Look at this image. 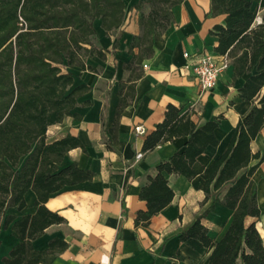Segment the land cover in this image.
Instances as JSON below:
<instances>
[{
    "label": "trees",
    "instance_id": "1",
    "mask_svg": "<svg viewBox=\"0 0 264 264\" xmlns=\"http://www.w3.org/2000/svg\"><path fill=\"white\" fill-rule=\"evenodd\" d=\"M183 2L141 0L135 6L141 33L132 39L128 52L133 58L124 66L126 80L119 84V105L108 129L110 150L119 142L123 112L135 101L144 62L154 56L155 43L164 40L175 21L173 8ZM211 12L226 16L225 25L211 31L219 38L215 51L231 59L235 79L250 74L239 92L243 100L255 106L238 122L227 150L208 167L198 158L209 146L219 145L215 132L223 118L200 125L184 107H167L164 121L145 137L142 152L150 153L175 138L186 137L187 143L184 151L159 163L156 176L147 178L140 192L147 210L137 213L135 227H149L152 219L172 204L175 192L164 173L188 180L199 176L204 180V204L212 203L181 234V240L196 239L208 248V264H264L261 234L255 222L246 224L248 218L261 217L254 176L264 163V151L254 153L251 144L264 128V15L256 24L258 10L252 0H211ZM125 16L126 0H0V232L12 226L20 240L4 264H39L44 256L69 248L67 242L54 239L47 250L37 251L33 241L49 227L66 222L46 207L50 196L68 186L92 181L95 174L76 163L61 168L71 150L85 151V147L70 134L48 141L47 133L68 117L79 118L72 111L79 105L78 99L91 91L87 85L72 89L74 76L69 69L98 72L87 65V60L107 59V51L97 44L95 21L100 19L109 34L122 27ZM23 158L26 160L21 166ZM29 190L37 196L38 210L17 220L8 212L26 207ZM216 204L233 211V219L218 241L209 236L201 222Z\"/></svg>",
    "mask_w": 264,
    "mask_h": 264
},
{
    "label": "crops",
    "instance_id": "2",
    "mask_svg": "<svg viewBox=\"0 0 264 264\" xmlns=\"http://www.w3.org/2000/svg\"><path fill=\"white\" fill-rule=\"evenodd\" d=\"M141 0H126V16L121 28L106 34L102 21L94 23L97 44L107 51V59L89 58L87 65L98 72L70 68L74 76L72 89L81 85L91 91L78 99L72 111L77 117H68L62 124L49 128L48 141H56L70 134L85 147L71 150L61 168L74 163L82 170L95 174L92 181L68 186L52 194L46 207L61 215L66 222L49 227L33 241L37 251H45L54 239L69 244L64 252L46 255L39 264H208L211 251L200 241L181 240V234L211 206L204 204V180H193L164 173L175 192L172 204L155 216L149 227L136 228V215L147 210L140 199V192L149 176L158 174L161 161L185 149L187 138H175L158 146L150 153H143L145 137L165 119L167 107H184L192 113L197 124L222 117L215 134L220 143L209 146L198 158L208 167L227 150L238 122L248 115L255 103L243 100L240 89L250 74L234 78V67L225 72L212 90L201 93L193 65L206 51H215L219 38L211 33L217 25H225V15L214 16L211 0H184L173 8L175 18L164 35L155 43L154 56L144 62V76L137 82L136 98L123 112L119 126V142L115 150L107 147L108 129L116 117L119 105V84L127 78L124 66L132 60L129 47L134 36L141 33L135 6ZM258 10L256 24L262 22L264 0H252ZM131 9L135 14L128 15ZM129 10V12H128ZM261 19V22H259ZM264 93V90H263ZM90 102V105H85ZM142 127L144 134H137ZM254 153L264 151V128L252 142ZM142 153L141 159L137 155ZM26 158L20 162L22 166ZM260 218H248L247 225L256 223L264 243V163L255 176ZM228 187L221 191V197ZM37 196L29 190L25 194L26 207L11 208L9 214L21 219L34 215ZM233 219V211L216 204L201 220L209 236L220 240ZM20 240L12 226L0 232V264L10 256ZM179 254V258H177Z\"/></svg>",
    "mask_w": 264,
    "mask_h": 264
},
{
    "label": "built area",
    "instance_id": "3",
    "mask_svg": "<svg viewBox=\"0 0 264 264\" xmlns=\"http://www.w3.org/2000/svg\"><path fill=\"white\" fill-rule=\"evenodd\" d=\"M261 22V19H259ZM232 66V61L227 55H219L216 51H206L196 60L193 72L199 83L201 93H206L217 85L220 77ZM137 134H144L142 127H136ZM143 154L137 155L141 159Z\"/></svg>",
    "mask_w": 264,
    "mask_h": 264
},
{
    "label": "rangeland",
    "instance_id": "4",
    "mask_svg": "<svg viewBox=\"0 0 264 264\" xmlns=\"http://www.w3.org/2000/svg\"><path fill=\"white\" fill-rule=\"evenodd\" d=\"M148 11H149V9L146 8V9H145V12H148ZM128 12H129V10H128ZM131 14H132V15L135 14L134 9H131V11L129 12L128 15L130 16Z\"/></svg>",
    "mask_w": 264,
    "mask_h": 264
}]
</instances>
